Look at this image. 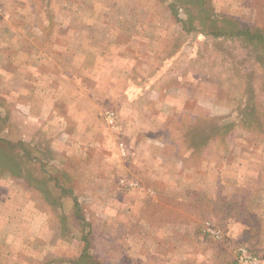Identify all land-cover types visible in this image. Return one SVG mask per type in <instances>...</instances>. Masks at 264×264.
<instances>
[{"label":"rangeland","instance_id":"obj_1","mask_svg":"<svg viewBox=\"0 0 264 264\" xmlns=\"http://www.w3.org/2000/svg\"><path fill=\"white\" fill-rule=\"evenodd\" d=\"M89 26L117 38L110 75L83 69ZM17 147L0 264H264V0H0V159Z\"/></svg>","mask_w":264,"mask_h":264},{"label":"crops","instance_id":"obj_2","mask_svg":"<svg viewBox=\"0 0 264 264\" xmlns=\"http://www.w3.org/2000/svg\"><path fill=\"white\" fill-rule=\"evenodd\" d=\"M61 21H63V22L59 23L58 21H56L55 24L58 23L57 24L58 26H60L62 29H65L66 31H68L66 28L67 27H71V22L70 21H65V20H61ZM93 23H95V22H93ZM92 25H95V24H92ZM87 26L88 25H86L84 27H87ZM90 27L91 26H89L88 30H86L88 32L81 31V32L78 33V35H75V37L79 40V42H81V45H79L81 47L80 48H78L79 46L77 47L78 48L77 55L80 56L81 63L83 65V69L89 75L91 74V75H95V76H98V77H101L102 74L110 75L113 68L111 67L110 61H109V63H107L104 60L103 56H108L109 60H111V58H112L111 57L112 50H110L108 48H109V46L111 44H117V42H118L117 38H116V36L115 37L112 36V37L109 38V39H112V40H110V42H108L109 40H107L106 37H102L103 35H101V34L98 35V34L93 33L92 30L89 29ZM65 30H63V31H65ZM69 37L71 38V36H69ZM69 39H68V36H65V41L68 42ZM75 54H76V52H75ZM123 72L124 71H122L121 73H123ZM57 84H59V82L55 83V87H53V88L49 87V88L53 89V91L55 90V95H56L55 97L57 99L60 98V101L63 104H65V103L68 104V99L66 98L67 95L65 93L69 92V90H64V92H62V90L64 88L67 89L66 87L63 86L65 84H63L61 86L60 85L57 86ZM85 89L87 90V85H86ZM74 90L75 91L71 92V96L73 95V98L78 95L77 94V92H78L77 88H75ZM59 91H61L62 93L59 94ZM91 92H95V91L92 90ZM52 97H53V100L56 99L53 95H52ZM31 100H32V98H31ZM45 103L46 102H44L43 105ZM49 103L50 102H48L47 105H49ZM28 105H29V108H31V110L33 111L34 108H37L38 106H41V103L38 104L37 101L36 102L35 101H32V102L30 101V103ZM52 105H55V104H52V102H51V107H52ZM107 118L110 121L113 119L112 116L109 117L108 115H107ZM258 218L264 219L262 214H260V217H258ZM260 224H261V222H259L257 224H253V225L256 226V229H257L258 227H260Z\"/></svg>","mask_w":264,"mask_h":264},{"label":"trees","instance_id":"obj_3","mask_svg":"<svg viewBox=\"0 0 264 264\" xmlns=\"http://www.w3.org/2000/svg\"><path fill=\"white\" fill-rule=\"evenodd\" d=\"M207 16V15H206ZM214 21V19H213V17L211 16V22H213ZM237 34L238 33H240V35H243V34H245V40L246 41H254V42H259V40H257V39H259V37L256 35V34H253L254 35V38H253V36L252 35H250L247 31H245V32H243V31H241V32H236ZM243 33V34H242ZM249 35V36H248ZM259 35V34H258ZM21 143V142H20ZM16 144H14V146H15ZM15 150H17V154H15V153H12V157H10V158H8V159H10L9 160V162H6V160L5 161H3L2 160V158L0 159V171H4V169H6V168H4V167H2V166H14V170H13V168L12 167H9V171L11 170V171H13L14 173H15V171H16V169H17V167L18 166H20L21 165V162H20V158H21V151L23 150V149H20V148H18L17 147V149H15ZM4 154V153H3ZM2 156V155H1ZM0 156V157H1ZM5 157H6V155H5ZM4 158V157H3ZM16 174V173H15Z\"/></svg>","mask_w":264,"mask_h":264},{"label":"built area","instance_id":"obj_4","mask_svg":"<svg viewBox=\"0 0 264 264\" xmlns=\"http://www.w3.org/2000/svg\"><path fill=\"white\" fill-rule=\"evenodd\" d=\"M241 249V248H240ZM239 264H261L257 256L248 253L246 250H239Z\"/></svg>","mask_w":264,"mask_h":264}]
</instances>
